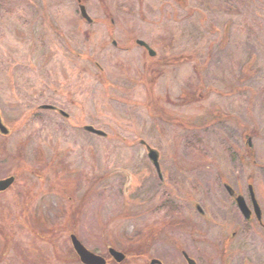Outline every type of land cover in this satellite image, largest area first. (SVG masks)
<instances>
[{
    "label": "rangeland",
    "instance_id": "obj_1",
    "mask_svg": "<svg viewBox=\"0 0 264 264\" xmlns=\"http://www.w3.org/2000/svg\"><path fill=\"white\" fill-rule=\"evenodd\" d=\"M84 1L90 27L75 0H0V120L9 131L0 132V179L14 178L0 192V264H82L70 234L106 264L155 255L186 264L178 246L195 257L201 247L199 264H264L263 226L243 223L217 179L235 188L240 179L245 195L252 182L264 222V0ZM154 112L202 123L159 124ZM213 114L222 118L214 126ZM85 122L105 136L85 132ZM140 138L160 150L164 177L184 173L183 195L202 187L206 221L175 198L192 233L151 212L162 185ZM109 247L142 254L117 263Z\"/></svg>",
    "mask_w": 264,
    "mask_h": 264
},
{
    "label": "flooded vegetation",
    "instance_id": "obj_2",
    "mask_svg": "<svg viewBox=\"0 0 264 264\" xmlns=\"http://www.w3.org/2000/svg\"><path fill=\"white\" fill-rule=\"evenodd\" d=\"M75 3H76V6H77V11H78V13H79V17H78V20H81V21H84L85 22V24L87 25V26H91V25H93L94 24V18H92L91 17V15H89V12H88V10H86V4H85V1L84 0H79V1H76L75 0ZM80 5H82L83 7H84V10H86V14H87V16L89 17V19H90V22L89 21H87L82 15H81V11H80ZM103 19L104 20H108L109 21V25H110V27H112V25L115 23L114 22V20H113V17H111L110 15H108L107 13L105 14V16H103ZM56 32L57 33H61V32H59V30H56ZM84 32V35H85V38H87L88 39V34L85 32V31H83ZM136 39H139V38H134L133 40H134V43L136 44V45H139L138 43H136ZM139 40H142V39H139ZM142 41H144V42H146L147 43V45L155 52V54H153V55H151V54H149V51L146 49V47H144V46H142V45H139L143 50H146V53L150 56V57H154V56H156V51L152 48V46H150V44L146 41V40H142ZM113 45H116V41L115 40H113ZM118 46V45H117ZM147 63H149V62H147ZM147 63H146V67H147ZM98 64V63H97ZM146 70V69H145ZM147 74H149V71H148V73ZM197 79V78H196ZM201 82H202V80H201ZM203 84V83H202ZM199 98V97H198ZM189 101V100H188ZM192 101V100H191ZM190 101V102H191ZM188 102H186V100L185 99H182L181 100V102H180V105L179 106H181V105H183L184 106V104H187ZM52 104H54V103H52ZM55 105V104H54ZM57 108H59L57 105H55ZM62 111H65V114H60V113H58V111H56V113H58L59 115H61L62 117H67L69 114L66 112V110L63 108H60ZM41 110H47V109H41ZM40 110V111H41ZM47 111H50V110H47ZM54 111V110H53ZM220 112V113H219ZM218 112V114H220V116L223 118V116H224V113L225 112H222V111H219ZM154 115L152 116L153 118H155V120L159 123V121H163V122H168V121H170V120H175V121H177L180 125L182 124V125H184L185 127H187V124L188 125H190L191 127L192 126H197V125H200L202 122H201V119H199V122H197V124L195 123V125L193 124V123H190L188 120H186V121H184L183 122V119L181 118H177L174 114H171V116L169 117V116H167V115H165L164 113H158V112H154L153 113ZM152 115V114H151ZM213 115H215V114H213ZM225 115H227V114H225ZM228 116V115H227ZM221 117H218V116H212V119H213V121H211L210 123H211V125L213 124V123H215V124H218L216 121H219V120H221L222 118ZM216 119V120H215ZM199 123V124H198ZM160 124V123H159ZM215 124H213V126L215 125ZM87 126H93V125H91L89 122H85V124L84 125H82V128H83V130L85 131V132H87V133H89V134H94V135H97V133H94V132H92L91 130H89L88 128H86ZM94 127V126H93ZM80 128V127H79ZM81 128V129H82ZM243 136H244V140H243V142H244V147L246 148V147H248L249 149H253V148H251V141H250V139H251V132L250 131H248V130H245L244 132H243ZM139 142H140V144L142 145V146H144L145 147V152H146V157L148 158V160H149V162L151 163V165H152V167L154 168V171H155V173H156V175H157V178H159V181H160V184L162 185V190H161V192L159 193V195H158V197L160 198V199H162L159 203H157L156 205H153V207L150 209L151 210V212L153 213H158V212H164L165 211V214L168 216V217H170L169 219H171V220H169V222L170 223H177L179 226H182L185 222H186V226L185 227H182V228H185V230L187 229V230H189V233H192L193 232V229H194V227H195V223H194V221H191V220H189V219H178V218H176L178 215H183L182 214V211H181V207H182V205L183 204H180V203H178L177 201H176V199L175 198H181V201H184L186 198H188L189 199V201L191 202V205H192V207H190V215L192 216V217H197V218H199V219H203V220H207V215L209 214V216L211 215L210 213H209V211H208V209L207 208H205V206L204 205H201L200 203H199V201H201V197H199V195L201 194V191H202V187H200L199 185H196L195 183V186L197 187V192L195 191L194 192V188L195 187H192V189H190V192L189 193H187V192H185L184 193V195H185V197H184V195H183V192H182V187L180 186V180L181 179H183V174L184 173H178V177H180V178H178V179H173L172 181H170V179H171V177H164V174H163V169H162V167H161V161H162V156H161V152H160V150H158L156 147H154V146H151V145H149L144 139H142V138H140L139 139ZM147 146L148 147H151V148H153L155 151H156V155H155V162L153 161V159L151 158V157H149L148 156V150H147ZM251 151V150H250ZM250 151H246L248 154H249V158L250 159H248V160H250V162L251 163H253V164H256V161L254 160V159H251L252 158V152H250ZM199 154H201V153H199ZM231 155L233 156V157H237L239 160H240V162H243V158H245V156L241 153L240 155H239V153L238 152H236V153H233V152H231ZM201 156L202 157H204L205 155H203V154H201ZM238 160V161H239ZM247 160V161H248ZM195 165L194 166H190V168H188V169H186V170H188V171H184L185 172V174H187L188 173V175L189 176H191V174L194 172V170H195ZM193 170V171H192ZM220 176V177H219ZM219 176H218V183L221 185V186H223V189H224V191H225V193H226V196H227V201H228V203L230 204V206L232 205L239 213H240V215H241V217H243L244 216V214L242 213V211L240 210V208H239V206L238 205H236L237 204V202H236V199L238 198V196H241L242 198H243V203H244V205L247 207V209H248V213H246L245 215L246 216H248V219L247 218H244V221H243V223H246L245 225H247V224H249L250 222H251V220L252 219H255V221H256V223H258V225L259 226H263V228H264V222L262 223V208H261V205H259V203H258V201H257V197H256V195H255V192H254V187H253V184H252V182H248V185H247V187H246V190H247V195H248V198H247V195H245L244 194V192H242L243 190H245V189H243L242 190V184L243 185H245V183L244 182H241V180L240 179H238L237 180V182H236V185H238L237 186V188H235L234 186H232V185H230V183L229 182H225L224 180H223V178L221 177V174H220V172H219ZM191 180H192V178H191ZM189 183V182H188ZM249 186H250V188H249ZM201 188V189H200ZM198 189H199V193H198ZM248 189H249V191L250 192H252V194L254 195V200H255V202H256V205H258V208H259V214H260V216H261V221L260 222H258V219H257V216H256V212L254 211V205H253V203H252V201H251V195H250V193H249V191H248ZM179 193V194H178ZM194 199H196V200H194ZM187 200V199H186ZM194 200V201H193ZM183 203V202H182ZM165 221V220H164ZM178 226V227H179ZM178 227H176V228H178ZM181 228V227H180ZM245 228V227H244ZM162 229H163V227H162ZM173 229V228H172ZM150 240L152 239L151 238V235H150V238H149ZM178 252H179V254L182 256V260H183V262H186V264H189L188 262H187V259L189 258V259H192L196 264H199V262L197 261L198 260V258L201 256V255H199V253H202V251H201V247H199V246H197V250L195 249V252L194 253H196V257L192 254V252L191 251H189V249L188 248H184V247H181V246H178ZM215 250H217L218 252H220V251H225L226 249H225V246H224V244H221L220 245V247L219 248H216ZM140 253V252H139ZM124 255H126L127 256V252H126V254L125 253H123ZM134 254L135 255H137L138 253H135L134 252ZM140 254H142V253H140ZM129 255V254H128ZM220 255H221V253H220ZM151 259H157L160 263H162V264H165V263H163V260L158 256V255H155V256H151ZM155 264H159V263H155ZM223 264H225V263H223ZM227 264V263H226Z\"/></svg>",
    "mask_w": 264,
    "mask_h": 264
},
{
    "label": "water",
    "instance_id": "obj_3",
    "mask_svg": "<svg viewBox=\"0 0 264 264\" xmlns=\"http://www.w3.org/2000/svg\"><path fill=\"white\" fill-rule=\"evenodd\" d=\"M79 7H80L81 15L87 21L90 22V19L86 14V10H84V7L82 5H80ZM136 43L146 47V49L149 51V54H151V55L155 54V52L147 45L146 42L139 40V39H136ZM40 108L56 109L53 105L52 106L51 105H41ZM86 128H88L89 130H91L94 133H98L100 135H103L102 131L99 129H94L93 127H89V126H87ZM0 132L4 135H7L9 133L6 126L3 125L1 120H0ZM147 150H148V156L151 157L153 159V161L155 162L156 151L153 148L148 147V146H147ZM13 181H14V178L12 176L11 177H4V178L0 179V191L5 190L8 187H10L11 184L13 183ZM250 195H251L252 203L254 205V211L256 212L257 219H258V221H260L261 216L259 214L258 205H256V202L254 200V195L252 194V192H250ZM242 201H243V198L241 196H238V198L236 199L237 205L239 206L240 210L244 214V217L248 219V216H246L245 214L248 213L249 211ZM70 241H71V246L73 247L77 256H79L80 262H82L83 264H105L106 263V260L103 256L97 255L94 252L89 251L84 245H82L81 242H79V240L77 239V237L75 235L70 234ZM108 254L111 257H113L116 262L122 261L123 258L125 257L124 254H122L120 251L116 250L113 247L108 248ZM187 262H189V264H195V262L189 258L187 259ZM155 263L162 264L157 259H151L148 264H155Z\"/></svg>",
    "mask_w": 264,
    "mask_h": 264
},
{
    "label": "trees",
    "instance_id": "obj_4",
    "mask_svg": "<svg viewBox=\"0 0 264 264\" xmlns=\"http://www.w3.org/2000/svg\"><path fill=\"white\" fill-rule=\"evenodd\" d=\"M187 58H188V57H187ZM194 69L196 70V66H194ZM245 150H246V151H250L251 149H249L248 147H246ZM147 239H148V238H147ZM127 251H128L127 253H128L129 255H134V252H135V253H138L137 255L140 254L139 251H138V252H137V251H134V248H133V249H130V250L128 249Z\"/></svg>",
    "mask_w": 264,
    "mask_h": 264
}]
</instances>
